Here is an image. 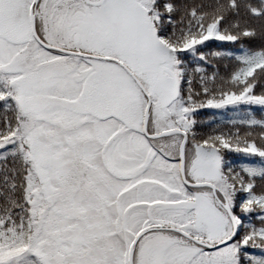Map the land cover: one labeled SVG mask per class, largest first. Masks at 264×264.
I'll return each mask as SVG.
<instances>
[{"label":"snow or ice","instance_id":"6c2138e0","mask_svg":"<svg viewBox=\"0 0 264 264\" xmlns=\"http://www.w3.org/2000/svg\"><path fill=\"white\" fill-rule=\"evenodd\" d=\"M257 107L264 0H0V264H264Z\"/></svg>","mask_w":264,"mask_h":264},{"label":"rangeland","instance_id":"374dc122","mask_svg":"<svg viewBox=\"0 0 264 264\" xmlns=\"http://www.w3.org/2000/svg\"><path fill=\"white\" fill-rule=\"evenodd\" d=\"M214 111L216 112V115H217L218 119H220L222 122L235 120V119L240 117L239 114H244L243 112L237 113L236 111H233V110H227V111H224V110H209L208 112H210V114L205 115L204 117H206V119H208V120L216 119V118H214L212 116ZM255 114L258 115L259 112L255 113Z\"/></svg>","mask_w":264,"mask_h":264},{"label":"trees","instance_id":"16d2710c","mask_svg":"<svg viewBox=\"0 0 264 264\" xmlns=\"http://www.w3.org/2000/svg\"><path fill=\"white\" fill-rule=\"evenodd\" d=\"M253 112H254V111H253ZM208 114H210V112H203L201 118L204 119V120H208V119H206V117H204L205 115H208ZM239 115H240V117L237 118V119H235V120H239V119L244 118V114H239ZM212 116H213L214 118H216V119H212V121H214L215 124H221V125L224 126V127H227V126H228V122H229V121H227V122H222L220 119H218L217 115H212ZM254 116H255V118L258 119V120H260V119H264V110H263V111H259V114H258V115L255 114V112H254ZM256 131H259V129L257 128Z\"/></svg>","mask_w":264,"mask_h":264}]
</instances>
